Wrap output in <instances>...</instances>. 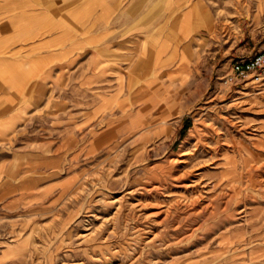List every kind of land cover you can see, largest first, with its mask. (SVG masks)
Listing matches in <instances>:
<instances>
[{
    "label": "rangeland",
    "instance_id": "374dc122",
    "mask_svg": "<svg viewBox=\"0 0 264 264\" xmlns=\"http://www.w3.org/2000/svg\"><path fill=\"white\" fill-rule=\"evenodd\" d=\"M264 0H0V264H264Z\"/></svg>",
    "mask_w": 264,
    "mask_h": 264
},
{
    "label": "built area",
    "instance_id": "2783aa9c",
    "mask_svg": "<svg viewBox=\"0 0 264 264\" xmlns=\"http://www.w3.org/2000/svg\"><path fill=\"white\" fill-rule=\"evenodd\" d=\"M225 85L243 86L264 83V52L234 62L224 79Z\"/></svg>",
    "mask_w": 264,
    "mask_h": 264
}]
</instances>
